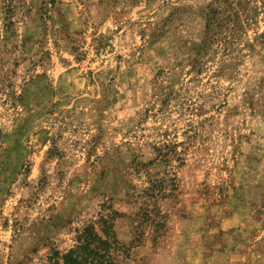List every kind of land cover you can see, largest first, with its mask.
<instances>
[{
	"label": "rangeland",
	"instance_id": "rangeland-1",
	"mask_svg": "<svg viewBox=\"0 0 264 264\" xmlns=\"http://www.w3.org/2000/svg\"><path fill=\"white\" fill-rule=\"evenodd\" d=\"M88 228L104 264H223L231 229L264 264V0H0V264Z\"/></svg>",
	"mask_w": 264,
	"mask_h": 264
},
{
	"label": "trees",
	"instance_id": "trees-1",
	"mask_svg": "<svg viewBox=\"0 0 264 264\" xmlns=\"http://www.w3.org/2000/svg\"><path fill=\"white\" fill-rule=\"evenodd\" d=\"M216 3V2H214ZM208 13L206 15V29L214 21L215 12L209 7ZM158 155L161 157L167 156L168 152L162 153V149L158 151ZM104 241L97 237L92 232V228L85 230V236H79L76 240V244L73 248L69 249L63 255H59L58 252L55 253L54 264H104L101 261Z\"/></svg>",
	"mask_w": 264,
	"mask_h": 264
},
{
	"label": "crops",
	"instance_id": "crops-1",
	"mask_svg": "<svg viewBox=\"0 0 264 264\" xmlns=\"http://www.w3.org/2000/svg\"><path fill=\"white\" fill-rule=\"evenodd\" d=\"M211 231L209 230L208 232V237L206 238V242H207V239L210 240V244H217V241L211 237V234L210 233ZM235 231H232L231 229V251L228 250V249H225V248H222L221 250H216L215 252L214 251H211L209 254H208V259H211V258H216V257H219L221 256L222 259H223V264H247V261L249 260V253L247 252V241L245 239V237H233V233ZM245 233V232H244ZM168 241V240H167ZM168 243V242H166ZM171 264H175L174 261L173 263Z\"/></svg>",
	"mask_w": 264,
	"mask_h": 264
}]
</instances>
